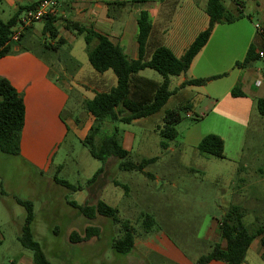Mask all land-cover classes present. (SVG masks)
Wrapping results in <instances>:
<instances>
[{
	"label": "rangeland",
	"instance_id": "obj_1",
	"mask_svg": "<svg viewBox=\"0 0 264 264\" xmlns=\"http://www.w3.org/2000/svg\"><path fill=\"white\" fill-rule=\"evenodd\" d=\"M222 3L227 13L243 17L236 20L237 23L216 24L217 34L235 27L246 31L259 20L252 1L242 10L233 0H222ZM39 27L37 24L36 28ZM76 39L74 55L83 66L81 80L97 85L104 73L91 68L83 38L76 36ZM253 64L259 67V79L264 81V59L255 60ZM86 67L91 74L86 72ZM107 74L115 78L112 71ZM142 74L162 81L153 70L145 69ZM170 78L172 82L177 80V76ZM223 81L191 86L192 91L187 94L178 92L170 101L173 103L165 104L159 113L142 118L138 123L104 124V131L116 127L120 138L130 136L127 160L137 164L143 159L156 158L143 173L120 170L119 161L113 157L103 164L93 159L70 132L47 173L29 168L16 156L0 152V264H20L22 257L32 262L31 251L23 249L17 241L25 210L15 198L32 202L31 234L51 264H195L217 245L208 231L230 205L243 210V223L250 230L264 227V135L258 132L254 120L247 125L248 101L233 97L226 87H218ZM111 87L103 89L108 92ZM91 93L84 89L82 92L83 97L88 98ZM68 95L65 112L76 117L70 112L76 93L71 91ZM165 108L178 110L181 118L175 125L178 136L167 142L168 149L161 148L162 138L157 131ZM206 135L222 140V158L200 154L197 150L195 138ZM57 166L62 169L57 171ZM101 167L102 172L95 181L88 183ZM55 177L81 189L72 192L62 188L55 184ZM86 199L92 204L103 202L120 214L121 208L131 204L134 214L152 215L163 236L147 238L139 249L133 248L129 254L121 256L111 247L116 227L110 220L96 216L95 221L91 219L88 224L97 227L99 235L81 245L72 244L68 237L82 229L85 218L68 203L83 205ZM130 224L137 227L134 220ZM247 260L251 264H264L251 251Z\"/></svg>",
	"mask_w": 264,
	"mask_h": 264
},
{
	"label": "crops",
	"instance_id": "obj_2",
	"mask_svg": "<svg viewBox=\"0 0 264 264\" xmlns=\"http://www.w3.org/2000/svg\"><path fill=\"white\" fill-rule=\"evenodd\" d=\"M39 1L0 0V20L6 22L21 9L17 16V23L22 12ZM206 1L203 0L204 3H202L201 0H146L133 3L131 0H60L54 16V26L57 31L55 38L51 39L47 33H43V22H35L25 28L18 42L11 44L10 53L0 58V77L11 84L23 101V125L19 135V154L16 157L24 165L40 173L49 172L53 166L54 157L67 134L69 132L74 134L81 142L93 125L94 118L84 109V102L92 99L96 93H107L103 89L106 86H112V89L116 85V78L107 74L108 71L104 72L97 85L93 86L81 80L83 66L75 57L74 48L76 36L83 38V35L76 34L67 26L68 24L90 29L106 37L113 45L121 48L128 59L136 60L138 58L137 20L140 12L145 11L148 14L151 30L145 45L144 60H148L153 50L159 46L168 48L176 58H180L196 36L208 26V16L205 12ZM241 1L243 7L248 1L255 3L256 13L259 15L257 23L263 26V35L257 33L254 24L249 25L246 31L235 27L233 30L224 31L222 35L217 34L215 25L208 41L193 58L189 69L177 76L175 82H172V78L169 79V87L173 88L170 90L174 93L166 104L173 103L170 101L176 93L187 94L192 91L191 86L180 88L184 81L221 76L219 79L208 81L206 85L212 81H223V79L225 81L218 87H226L231 91L238 85L243 94L241 98L249 103L247 125L249 126L250 121L254 120L258 132L263 136L264 116L258 113L257 101L264 99V81H261L259 86L256 85V82L260 81L261 71L253 64L255 60L246 67H236L235 64L241 62L250 49L253 56H257L259 51L264 50V0ZM37 24L40 25L39 28H36ZM45 45L56 48L50 52ZM85 69L88 74L92 73L90 68ZM143 72L144 70L140 71L136 78L152 80L144 76ZM104 75H107L106 78H103ZM152 81L160 83L157 80ZM83 89L92 92L89 95L91 98L83 97ZM71 91H74L77 96L70 111L72 114L74 112L76 117L65 112L69 100L68 93ZM168 110L174 109L165 108L164 112ZM139 121L140 119L132 123ZM161 126L162 123L157 126V131ZM202 138H195L197 146ZM121 145L124 150H128L130 146L128 134L121 138ZM61 169V166H57V171ZM125 196L130 200L128 194ZM85 202L89 200L86 199ZM122 205L124 206V203ZM127 206L120 209L122 215L115 208L118 223L114 224L116 227L114 239L123 235L122 223L130 227L135 249H139L147 238L154 236L159 238L158 236L162 235L158 231L160 225L152 215L134 214L133 206L131 204ZM80 215L85 218L81 213ZM92 220L95 221V218ZM133 220L139 230L130 224ZM85 221L82 229L78 231L79 234L89 227V220L85 218ZM217 221L211 225L208 236L212 241L217 242L215 244L220 248H225L226 243L220 238ZM262 237L264 238V233ZM260 241L261 236L251 241L241 264H251L247 260L249 251L261 259L263 249ZM84 242L76 244L81 245ZM218 262L221 261H210L208 264ZM20 264H32V262L29 258L22 257Z\"/></svg>",
	"mask_w": 264,
	"mask_h": 264
},
{
	"label": "trees",
	"instance_id": "obj_3",
	"mask_svg": "<svg viewBox=\"0 0 264 264\" xmlns=\"http://www.w3.org/2000/svg\"><path fill=\"white\" fill-rule=\"evenodd\" d=\"M146 0H131L133 3L144 2ZM238 9L242 10V1L233 0ZM256 1V0H255ZM37 4V3H36ZM36 4L28 7L33 8ZM18 14L11 17L6 22L0 20V58L11 51L9 43L12 28L16 25ZM208 16L207 28L200 32L191 45L186 49L180 58H176L173 53L164 46L156 47L150 58L144 60V51L147 38L151 30L148 14L140 12L137 20L136 41L138 43V58L130 60L126 57L121 48L113 45L106 37L95 33L90 29H85L75 24L67 26L78 35H83L85 42L87 59L92 69L98 73L112 71L116 78V85L107 93H96L92 99L84 102V109L90 113L94 122L81 144L88 150L90 156L102 164L110 157L117 159L118 168L127 172H140L146 166L155 162L156 158L143 159L134 164L127 160L128 152L122 148L119 131L113 127L111 131H104L106 123L130 124L135 120L152 116L159 112L166 104L174 91L169 90V77L179 76L185 73L197 53L208 41L211 31L216 24L231 23L243 17L242 14L233 16L226 12L222 0H207L205 7ZM55 17L48 16L43 21V33L53 39L57 35L54 26ZM21 37V36H20ZM20 39V38H19ZM17 43V42H16ZM94 43V45H92ZM50 52L56 47L45 45ZM257 56L252 55L250 49L241 62L235 64L236 67H246L251 61L257 60ZM145 69H150L159 74L162 78L160 83H155L148 79H137L136 75ZM221 76H214L208 79H191L184 81L180 88L186 86H202L210 80L219 79ZM233 97H242L238 85L230 91ZM257 110L264 116V99L257 101ZM23 101L19 93L4 78L0 77V152L6 155L18 156L19 135L23 125ZM181 120L178 110H168L164 112L162 126L158 128V133L162 138L160 146L167 149V142L177 138L178 133L175 125ZM197 150L200 154L222 158L223 142L215 135L203 137ZM99 168L88 183L95 181L102 172ZM148 177H151L147 174ZM55 184L66 188L72 192L81 189L67 181L54 178ZM18 205L25 210V218L20 235L17 237L18 243L23 249L32 253V264H51L45 257L40 245L33 239L30 224L33 221V205L29 200L15 198ZM72 208L77 209L86 219L91 220L96 216H101L118 223L117 210L109 207L103 202L97 201L93 204L85 202L77 205L74 202L68 203ZM244 212L236 206L230 205L221 219L218 220V230L220 238L225 241V248L215 245L210 253L198 258L195 264H208L210 261H221L226 264H241L251 241L261 236V247L263 253L261 259L264 262V227L250 230L243 223ZM148 219H151L147 216ZM123 235L114 239L111 247L116 254L127 255L133 250L131 229L126 223L121 224ZM99 235L97 227H86L82 234L78 232L70 233L68 241L72 244L81 243Z\"/></svg>",
	"mask_w": 264,
	"mask_h": 264
},
{
	"label": "built area",
	"instance_id": "obj_4",
	"mask_svg": "<svg viewBox=\"0 0 264 264\" xmlns=\"http://www.w3.org/2000/svg\"><path fill=\"white\" fill-rule=\"evenodd\" d=\"M60 5V0H40L33 8L22 12L18 22L12 28L9 43L18 42L24 29L35 22H43L48 16H55ZM254 28L259 35H263V26L259 23L254 24ZM258 59H264V50L257 53ZM261 81H257L259 86Z\"/></svg>",
	"mask_w": 264,
	"mask_h": 264
}]
</instances>
